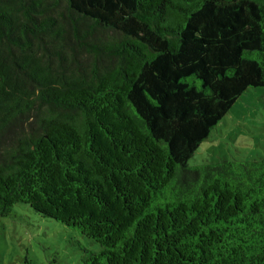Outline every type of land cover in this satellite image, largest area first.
Listing matches in <instances>:
<instances>
[{"label": "trees", "instance_id": "16d2710c", "mask_svg": "<svg viewBox=\"0 0 264 264\" xmlns=\"http://www.w3.org/2000/svg\"><path fill=\"white\" fill-rule=\"evenodd\" d=\"M248 89L264 0H0V219L81 264H264V158L187 165Z\"/></svg>", "mask_w": 264, "mask_h": 264}, {"label": "rangeland", "instance_id": "374dc122", "mask_svg": "<svg viewBox=\"0 0 264 264\" xmlns=\"http://www.w3.org/2000/svg\"><path fill=\"white\" fill-rule=\"evenodd\" d=\"M264 158V103L261 89L245 91L211 130L187 165ZM99 246L76 232L14 207L0 219V264H81L83 252Z\"/></svg>", "mask_w": 264, "mask_h": 264}]
</instances>
